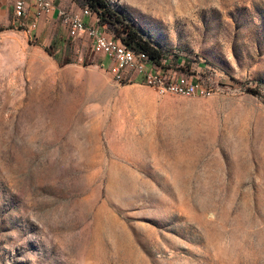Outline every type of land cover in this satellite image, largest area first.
Returning <instances> with one entry per match:
<instances>
[{
	"label": "rangeland",
	"instance_id": "obj_1",
	"mask_svg": "<svg viewBox=\"0 0 264 264\" xmlns=\"http://www.w3.org/2000/svg\"><path fill=\"white\" fill-rule=\"evenodd\" d=\"M107 1L197 90L118 83L88 36L13 4L0 264H264V0Z\"/></svg>",
	"mask_w": 264,
	"mask_h": 264
},
{
	"label": "built area",
	"instance_id": "obj_2",
	"mask_svg": "<svg viewBox=\"0 0 264 264\" xmlns=\"http://www.w3.org/2000/svg\"><path fill=\"white\" fill-rule=\"evenodd\" d=\"M14 7L18 19L32 12L34 27L44 17L56 14L67 27L70 36H88L93 50L105 57L102 66L109 69L118 83L132 81L134 77H138L145 84L162 92L191 95L197 90L194 83L187 82L184 78L175 82L168 81L164 68L147 53L129 48L120 38L113 37L93 23H88L87 17L94 16L96 21L98 20V15L88 7L81 12H69L59 7L55 0H14ZM106 60L109 62L106 63Z\"/></svg>",
	"mask_w": 264,
	"mask_h": 264
},
{
	"label": "trees",
	"instance_id": "obj_3",
	"mask_svg": "<svg viewBox=\"0 0 264 264\" xmlns=\"http://www.w3.org/2000/svg\"><path fill=\"white\" fill-rule=\"evenodd\" d=\"M84 4L95 12L101 21L116 25L117 30L120 32L119 38L125 45L135 51L147 53L157 64H162V61L166 58L163 51L153 45L133 23L113 9L107 0H84Z\"/></svg>",
	"mask_w": 264,
	"mask_h": 264
},
{
	"label": "crops",
	"instance_id": "obj_4",
	"mask_svg": "<svg viewBox=\"0 0 264 264\" xmlns=\"http://www.w3.org/2000/svg\"><path fill=\"white\" fill-rule=\"evenodd\" d=\"M57 5L59 7H65V6H69L67 0H61V2H58L57 0H55ZM14 0H0V23L2 24H7L8 22H10V11L13 8V3ZM90 18L87 17L86 21H90ZM105 58V57H104Z\"/></svg>",
	"mask_w": 264,
	"mask_h": 264
}]
</instances>
